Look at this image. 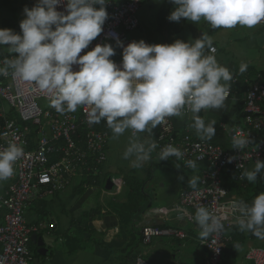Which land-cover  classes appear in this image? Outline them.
<instances>
[{
  "label": "clouds",
  "instance_id": "clouds-1",
  "mask_svg": "<svg viewBox=\"0 0 264 264\" xmlns=\"http://www.w3.org/2000/svg\"><path fill=\"white\" fill-rule=\"evenodd\" d=\"M108 2L66 0L65 11L56 10L65 0H37L31 9L25 7L26 18L19 25L21 34L0 28V46H7L14 54L0 63V76L11 74L19 82L33 84L49 98V106L57 113L88 106V123L106 122L114 138L126 130H131L134 137L141 132L151 134L166 118L181 117L185 109L192 114V127L201 139L214 137L215 122L206 124L199 114L202 110L224 107L233 75L218 63L215 55L205 54V49L214 52L212 39L204 33L188 42L150 45L140 40L123 46L117 38L123 49L120 65L110 59L115 49L107 43L97 44L80 55L102 33ZM170 2L176 7L168 19L174 22L184 18L198 23L203 19L215 30L237 25L254 28L264 21V0ZM74 65L78 70H73ZM246 69L247 65L242 63L239 71ZM232 145L242 150L249 145V139L233 136ZM156 147L154 142L132 139L123 158L134 157V166L140 167ZM23 154V148L16 143L0 151V181L14 175L13 166ZM182 155L178 148L169 145L161 150L159 159H180ZM232 159L229 157L228 162ZM187 166L195 169L196 161L188 160ZM262 170L264 162L257 160L254 169L242 171L240 179L254 182ZM197 181L198 178L189 179V187L196 189ZM232 207L241 213L237 219L239 230L264 239V193L258 194L251 205L240 201L233 202ZM193 219L202 240L224 231L226 217L215 215L204 206L196 209Z\"/></svg>",
  "mask_w": 264,
  "mask_h": 264
},
{
  "label": "crops",
  "instance_id": "crops-1",
  "mask_svg": "<svg viewBox=\"0 0 264 264\" xmlns=\"http://www.w3.org/2000/svg\"><path fill=\"white\" fill-rule=\"evenodd\" d=\"M175 7L170 0L146 1L137 13L139 26L129 36L135 40L151 39L157 44H171L176 40H195L205 33L213 41L218 63L227 67L233 77L252 79L255 74L245 75L247 69H264V60L250 55L262 46L256 43L252 47L246 46V30L243 27L237 25L232 29L214 30L203 19L194 23L181 18L176 29L168 19ZM14 11L15 0H0V28L21 34L19 25L26 17L19 18ZM134 32L135 37L132 36ZM0 53L12 54L7 46H0ZM205 54H209L208 49H205ZM110 59H122V55L115 52ZM242 63L247 65V69L239 77L237 73ZM242 87L239 85L240 89ZM242 102L243 92L238 90L225 101L224 107L201 111L199 115L206 124L214 121L216 125L215 136L208 141L228 146L227 128L242 121ZM12 114L17 119L16 113ZM102 122L96 127L106 131L109 138L105 160L100 168L80 175L54 195L28 202L26 220L39 228L29 245L30 264H133L137 257H142L149 264L203 262L207 250L199 242L200 229L195 222L179 218L175 206L180 191L190 188L189 179H199L200 169L205 164H196V168L192 169L171 158L160 160V152L155 148L149 160L135 167L134 157L123 158L130 140L155 143L156 128L151 134L141 132L135 137L131 130H126L114 138L110 128H100ZM174 124L177 129L200 138L192 127L191 113L175 116ZM32 136L36 138L38 132L32 133ZM254 166L248 165L244 170H252ZM260 176L264 178V170ZM225 181L228 190L236 197L251 200L256 196L252 195L253 182L246 179L238 181L236 176ZM8 183L10 179L0 181V191L5 192ZM4 214L5 211L0 209V225L4 222ZM143 226L173 227L180 230L183 236L155 237L150 243H144L141 234ZM224 235L222 258L225 264H252L246 258L247 252L256 247L264 248V239L251 232L240 231L238 225L226 227Z\"/></svg>",
  "mask_w": 264,
  "mask_h": 264
},
{
  "label": "built area",
  "instance_id": "built-area-1",
  "mask_svg": "<svg viewBox=\"0 0 264 264\" xmlns=\"http://www.w3.org/2000/svg\"><path fill=\"white\" fill-rule=\"evenodd\" d=\"M146 1L109 0L105 5L108 17L102 33L80 55L92 50L97 44L105 43L112 45L115 52L122 55L123 49L118 46L117 38L123 46L133 41L139 42L129 34L138 28L137 13ZM65 8L66 0L56 10L65 11ZM258 25H264V21ZM142 40L150 45L157 44L151 39ZM213 48L214 52L208 49V53L215 55L216 48ZM13 55L0 53V63ZM113 61L120 65L122 59ZM73 70H78V66L74 65ZM259 78V75L252 79L233 77L230 81V95L227 99L238 90L243 92V117L240 123L227 128L229 144L226 147L177 129L175 116L166 118L156 127L155 144L159 152L171 145L183 155L180 159L174 156L169 158L184 164L188 160L205 164L200 169L196 189L190 187L180 191L175 206L176 215L194 222L196 209L204 206L211 213L226 217L222 234L210 236L207 240L200 239V244L207 250V256L200 264H225L222 258L225 229L229 225H238L237 219L241 217L239 210L233 209L232 204L243 201L251 205L256 197L245 200L232 195L223 184V177L226 170L232 168L236 180L243 181L240 176L248 165H255L257 160L264 162V82ZM239 85L243 87L240 89ZM39 99L49 102V98L33 84L19 82L11 74L0 76V151L10 143H16L24 150L23 156L13 166L14 175L6 191H0V209L5 211L4 222L0 225V264H30L29 245L39 228L26 220L28 202L58 193L80 175L91 173L92 170L95 172L97 166L105 160L108 133L99 130L97 124L88 123V106L60 114L52 107L43 111L38 104ZM3 102L8 103L10 108L5 109ZM12 112L16 113L17 119L13 118ZM187 113L190 112L185 109L184 114ZM43 119L47 122V129L43 128ZM20 122L30 125H21ZM36 131L38 136L34 138L32 133ZM233 136L248 137L249 145L242 150L233 148ZM229 157L233 158L231 163L228 162ZM141 234L144 243H150L155 237L183 236L176 228L156 226H143ZM246 258L252 264H264V248L249 250ZM133 264L149 263L137 257Z\"/></svg>",
  "mask_w": 264,
  "mask_h": 264
},
{
  "label": "rangeland",
  "instance_id": "rangeland-1",
  "mask_svg": "<svg viewBox=\"0 0 264 264\" xmlns=\"http://www.w3.org/2000/svg\"><path fill=\"white\" fill-rule=\"evenodd\" d=\"M35 5H36L35 0H15V11H14L15 16H17V17L19 16V18L25 17V13L23 11L24 8L27 7L29 9H31ZM21 14H23V15H21ZM167 21H169V20H167ZM167 21H165V22H167ZM171 23L174 25L175 28L178 25L177 22H174V21H171ZM142 29H143V27H142ZM243 29L246 30V31L244 30L245 31L244 40H247L246 46L250 45L252 47L254 45V43L262 46L259 49L257 48L256 51L250 52L251 57L256 58V59H257V57H261L264 60V26H257L254 28L243 27ZM144 32H145V34L147 33V31H144ZM132 36L135 37V32L132 33ZM172 41H174V38ZM255 49H256V47H255ZM38 104L42 108L43 111L47 110V107H50L49 102L44 100V99H39ZM3 105H4L5 109L10 108V105L6 102H3ZM43 128L47 129V122L44 119H43Z\"/></svg>",
  "mask_w": 264,
  "mask_h": 264
},
{
  "label": "trees",
  "instance_id": "trees-1",
  "mask_svg": "<svg viewBox=\"0 0 264 264\" xmlns=\"http://www.w3.org/2000/svg\"><path fill=\"white\" fill-rule=\"evenodd\" d=\"M253 75V74H255V75H259V79L262 81V82H264V69H262V70H256L255 68H249V69H247V73L245 74V75ZM237 75L239 76V77H241L242 75H241V72L240 71H238V73H237ZM244 76V75H243ZM214 126H216V125H214ZM100 128L101 129H104V130H107L108 129V127H107V124H106V122H102L101 123V126H100ZM102 164H100V165H98L97 166V170H98V168H100V166H101ZM227 174L225 173V176L223 177V184L225 185L226 184V179L229 177V178H233L235 175H234V170L232 169V168H228L227 170ZM86 176V175H85ZM255 185H254V187H253V190H252V195H258V193L259 192H264V178H262L261 176H260V174L259 175H257V179L253 182ZM252 185V184H251ZM226 186V185H225Z\"/></svg>",
  "mask_w": 264,
  "mask_h": 264
}]
</instances>
